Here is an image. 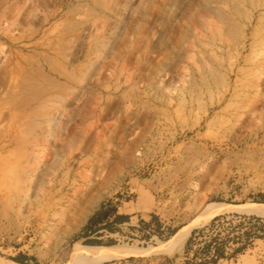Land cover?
Returning a JSON list of instances; mask_svg holds the SVG:
<instances>
[{"label": "bare ground", "instance_id": "6f19581e", "mask_svg": "<svg viewBox=\"0 0 264 264\" xmlns=\"http://www.w3.org/2000/svg\"><path fill=\"white\" fill-rule=\"evenodd\" d=\"M114 1L108 0L110 7L107 10L104 0H79L77 4L82 2L79 6L85 9L87 14H82L87 20L74 21L62 27L50 26L45 31V34L48 33L45 41L43 37L42 42L35 43L44 50V53L37 55L41 59L30 60L22 54L21 48V51L5 56L0 62V123L5 117L1 112L3 109L17 123L15 128L4 134L0 130V153L7 152L8 145L15 146L12 159L10 155L0 156V184L4 189L0 202L6 203L10 191L14 216L17 219L25 218L30 226L26 234L34 231V228L53 232L75 214H78V218L70 233L79 229L101 199V196L91 194L99 181L103 180L102 167L110 163L104 154L110 152L109 146L116 138L115 128L106 124L102 126L101 135L96 141H90V136L98 129L96 122L102 124L110 120L114 109H120L117 103L120 106L122 100L140 110L151 109L147 94L138 91V84L142 83L138 75L153 58H157L158 45H163L162 38L172 31V20L169 18L174 14L172 0H136L135 7L144 5L148 10L143 21L137 23L132 41L121 52L116 50L115 35L122 34L127 22L120 19L115 30L109 28V20L116 16ZM213 2L215 5L211 2L202 5L203 16L213 13L235 40L236 60L229 64L227 78L221 58L225 51L217 46L216 39L211 35L207 42L197 41L187 48L183 44L181 48L175 47V52L168 50V55L176 59H183V55L194 52L196 61L200 63L199 68L192 70L186 84L176 88L173 95L164 92L165 87L156 85L157 82L145 81L148 88L153 87L157 91L150 100H159L165 108L172 106L173 100L185 107L187 101L192 104L194 98L198 99L204 91L210 93L212 88L217 87L219 97L216 105L227 103L231 107L235 103L232 114L241 112L244 116L255 118L264 113V98L248 107H243V98L248 95L246 89H254L258 95L260 88L264 87V59H256V56L264 55V0ZM227 3V11L220 9V5ZM152 7L158 8L157 13L164 17L162 25L154 24L148 28L146 20L152 14ZM246 7L259 14L255 15L252 11L248 14ZM133 16L134 11H131L126 14V19L130 21ZM237 16L247 19V27L256 19L258 29L252 26L249 38L247 30L235 20ZM74 30L77 33L73 35ZM36 33L39 30L32 35ZM62 39L65 45L56 43ZM15 42L11 39L12 47ZM247 51L249 58L243 57ZM163 59V69L171 68L173 62L167 56ZM241 62L248 64V68L239 67ZM243 71L247 77L243 74L244 80L237 86V82H240L238 75ZM230 73L236 77L235 85L228 81ZM93 90L98 92L96 98L93 96L97 94L90 93ZM136 113L138 110H129L128 123L132 121L135 124ZM88 123L92 125L87 127ZM132 149L137 152L138 148L134 146ZM120 151L126 156L129 147ZM100 161L102 166L99 165ZM81 168L83 171L78 174ZM80 206L84 208L79 209ZM30 212L32 215H29ZM226 213L264 218V204H206L188 226L180 228L167 242L158 248L135 252L138 255H171L192 228ZM64 239L65 236L61 235L52 244L62 264H103L123 259L132 251L81 245L62 250L59 247Z\"/></svg>", "mask_w": 264, "mask_h": 264}, {"label": "rangeland", "instance_id": "374dc122", "mask_svg": "<svg viewBox=\"0 0 264 264\" xmlns=\"http://www.w3.org/2000/svg\"><path fill=\"white\" fill-rule=\"evenodd\" d=\"M104 1L109 10L108 0ZM213 1L172 0L174 14L169 16L172 20V31L162 38L164 44L158 45L157 58H153L151 63L144 67L141 75H138L142 81L138 84V91L147 94L151 109L140 110L134 104L122 100L120 106L117 103L120 109H114L110 120L102 124L96 122L98 129L92 133L90 141H96L101 135L102 126L106 124L115 128L116 138L109 146L110 152L104 154L110 163L107 167H102L103 180L99 181L91 194L101 196V199L84 224L70 233L78 218V214H75L65 225L53 232L34 228V231L26 234L25 231L30 226L25 218L17 219L14 216L9 191L6 203L0 202V263L18 264L13 261L17 258L24 264H62L58 251L55 253L56 249L52 246L54 240L61 235L65 236L59 247L62 250H69L74 245L85 246L73 242V239L81 233L88 219L100 205L110 201L119 214L130 216V223L121 227L123 236L104 235L100 238L104 242L114 240L113 246L96 247L132 251L123 259L103 264H181L184 245L191 232L206 226L214 217L208 223L192 228L187 238L171 255H138L137 251L158 248L169 239L161 242L152 237L148 242L142 241L139 240V235L129 232L127 227H136L140 219L149 221V216L155 215L164 226L176 229L177 233L180 228L188 226L206 204H264V113L255 118L244 116L241 112L232 114L235 103H232L231 107L227 103L216 105L219 97L217 87L212 88L210 93L204 91L198 99L194 98L192 104L187 101L185 107L173 100L172 106L165 108L159 100H150L151 95L157 91L145 84V81L153 80L157 82L156 85L165 87L164 92L173 95L176 88L186 84L190 73L193 69H198L200 63L196 61L197 55L194 52L183 55V59H176L168 55V50L175 52V47L181 48L183 44L187 48L189 44H196L197 41L207 42L211 35L216 39L217 46L225 51L221 58L227 78L229 64L236 60L235 40L213 13H208L207 17L203 16L202 5L209 2L215 5ZM78 2L79 0H0V62L5 56L21 51V48L22 54L30 60L41 59L37 55L44 53V50L39 48V45L35 46V43L42 42L43 37L45 41L48 36L45 31L50 26L62 27L74 21L87 20L84 18L87 14L85 9L79 6L82 2L77 4ZM135 3L136 0H116L113 3L116 16L109 20V28H116L120 19L127 22L122 34L115 35L118 52L132 41L137 23L143 21L146 16V6L135 7ZM228 6L227 3L219 7L227 11ZM151 9L152 14L146 20V26L150 28L154 24L162 25L164 15L157 13L158 8ZM245 10L248 14L252 11L247 7ZM131 11H134V16L129 21L126 14ZM235 20L247 30L248 38L252 26L258 29L256 19L249 27L245 17L237 16ZM36 30H39V33L32 35ZM76 33V30L72 32L73 35ZM11 39L16 40L14 47L11 46ZM56 43L61 46L66 44L63 39ZM215 51L220 53L219 50ZM165 56L173 62L169 69H163ZM243 57L249 58V51L244 52ZM256 59L262 61L264 55L256 56ZM239 67L248 68V64L241 62ZM243 74L245 76L246 72L238 75L237 80L240 82H237V86L244 80ZM229 77L230 84L235 85V75L230 73ZM246 90L248 95L243 98V107L264 98V87L260 88L258 95L254 89ZM90 93L97 94L93 98L98 96L95 90ZM129 110H138L135 124H132V121L127 122ZM1 112L5 114L4 121L0 123V130L4 134L5 131L15 128L17 123L8 115L6 109ZM87 125L89 127L92 124ZM134 146L138 148L137 152L132 149ZM124 147H129L126 156L120 151ZM14 148V145H8L7 152L0 153V156L10 155L9 158L12 159ZM99 165L102 166L101 161ZM82 171L81 168L77 173ZM3 191L0 184V198ZM83 208L84 206H80L79 209ZM229 214L238 213L224 215ZM29 215H32V212ZM255 217L264 220L263 217ZM126 234H132L133 239L128 238ZM218 264H264V241L254 240L244 254L229 262L221 261Z\"/></svg>", "mask_w": 264, "mask_h": 264}, {"label": "trees", "instance_id": "16d2710c", "mask_svg": "<svg viewBox=\"0 0 264 264\" xmlns=\"http://www.w3.org/2000/svg\"><path fill=\"white\" fill-rule=\"evenodd\" d=\"M130 223V216L119 214L111 202H104L88 219L81 233L73 239L85 246H113L114 240L102 241L104 235H122L121 227ZM127 230L148 242L152 237L164 242L172 238L176 229H170L155 215L149 221L140 219L136 227ZM132 238V234H126ZM264 241V220L238 214L214 217L206 226L195 229L185 242L181 264H218L229 262L244 254L254 240ZM18 264L22 260L13 259Z\"/></svg>", "mask_w": 264, "mask_h": 264}, {"label": "water", "instance_id": "95a60500", "mask_svg": "<svg viewBox=\"0 0 264 264\" xmlns=\"http://www.w3.org/2000/svg\"><path fill=\"white\" fill-rule=\"evenodd\" d=\"M216 217V216H215Z\"/></svg>", "mask_w": 264, "mask_h": 264}]
</instances>
